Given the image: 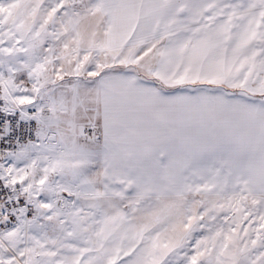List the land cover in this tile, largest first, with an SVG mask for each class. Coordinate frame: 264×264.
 I'll return each mask as SVG.
<instances>
[{
  "label": "snow or ice",
  "instance_id": "1",
  "mask_svg": "<svg viewBox=\"0 0 264 264\" xmlns=\"http://www.w3.org/2000/svg\"><path fill=\"white\" fill-rule=\"evenodd\" d=\"M0 264H264V0H0Z\"/></svg>",
  "mask_w": 264,
  "mask_h": 264
}]
</instances>
